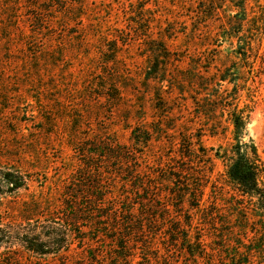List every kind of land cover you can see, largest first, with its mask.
<instances>
[{"label": "rangeland", "instance_id": "rangeland-1", "mask_svg": "<svg viewBox=\"0 0 264 264\" xmlns=\"http://www.w3.org/2000/svg\"><path fill=\"white\" fill-rule=\"evenodd\" d=\"M219 1L0 0V167L33 180L0 196V224L44 191L57 225L64 201L80 211L84 241L42 258L4 243L0 264L227 263L239 238L227 229L245 220L215 158L236 143L228 108L208 93L232 66L242 87L224 85L228 103L248 106L244 140L264 161V36L257 61L232 64L216 35L236 11ZM196 185L201 210L174 197ZM183 230L205 260L178 243Z\"/></svg>", "mask_w": 264, "mask_h": 264}, {"label": "trees", "instance_id": "trees-1", "mask_svg": "<svg viewBox=\"0 0 264 264\" xmlns=\"http://www.w3.org/2000/svg\"><path fill=\"white\" fill-rule=\"evenodd\" d=\"M228 3L232 12L234 10L236 13L229 14L226 21L221 26L219 25L216 36L221 43L229 45L234 60L232 64H235V60L245 64L253 56L257 61L260 57L254 50L256 45L261 47L262 36H264V0H228ZM202 4L206 6L205 1ZM207 5L208 8L214 10L219 8L220 1L211 0ZM251 5V12H249ZM205 6L204 9H207ZM202 16L204 19H213V14L203 12ZM231 67L220 71L217 89L213 88L210 91L212 94L208 93V96H212L211 102L215 100L213 103L228 108L224 110L228 114L236 143L223 150V154L217 152L215 158H220L225 165V181L233 192L231 199L234 204L232 206L238 209L245 220V222L238 223L239 230L227 229L239 238L235 246L224 249L223 254L225 255L223 256L228 258L226 264H264V161L258 155L253 142L250 139L244 140V133L250 121L248 106L240 108L239 99L235 97H232L228 103V96L231 92L224 85H233L235 92L242 87L237 83L239 79H235L237 74L233 73ZM182 141L184 145L191 146L187 137L184 136ZM31 184L33 180L25 177L21 172L0 167V196H7L9 193L20 190L29 191ZM196 187L197 189L190 190L189 186H186L182 193L179 191L174 197L177 196L181 200L187 195L191 196L194 202H197L191 206H196L201 210L204 192L201 186L196 185ZM43 194L44 191L40 194L42 197L34 196L25 201L24 205L22 204V208L18 211V220L0 224V249L4 243L18 241L22 249L31 255L41 258L44 256L57 257L62 252H68L74 241L84 243L83 238H77L79 231L76 227L80 224V211L64 201L62 207L66 215L65 218H61L63 223L59 226L56 220L60 219V207H55ZM182 232L183 237L181 236L180 242L177 239L174 241H178L179 244L183 243L184 250L193 259L205 260L206 252L201 239L197 238L194 242L186 230ZM224 240L226 243V239H222ZM243 241H247L248 244H244ZM122 248L125 249L124 245Z\"/></svg>", "mask_w": 264, "mask_h": 264}]
</instances>
